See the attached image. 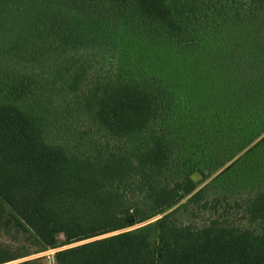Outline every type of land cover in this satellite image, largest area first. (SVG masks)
I'll return each mask as SVG.
<instances>
[{
	"label": "trees",
	"instance_id": "obj_1",
	"mask_svg": "<svg viewBox=\"0 0 264 264\" xmlns=\"http://www.w3.org/2000/svg\"><path fill=\"white\" fill-rule=\"evenodd\" d=\"M0 228V264H264V0H0Z\"/></svg>",
	"mask_w": 264,
	"mask_h": 264
},
{
	"label": "rangeland",
	"instance_id": "obj_2",
	"mask_svg": "<svg viewBox=\"0 0 264 264\" xmlns=\"http://www.w3.org/2000/svg\"><path fill=\"white\" fill-rule=\"evenodd\" d=\"M0 242L2 244L8 245L9 247H13L14 249L16 248L21 249L23 247H28L26 245H23L25 242V237L23 235L21 234L15 235L13 232H5L1 228H0ZM29 247L32 250H34V247L32 245H30ZM56 251L57 250H48L44 253L33 255L25 259H34V258L43 257V264H55L54 254Z\"/></svg>",
	"mask_w": 264,
	"mask_h": 264
}]
</instances>
